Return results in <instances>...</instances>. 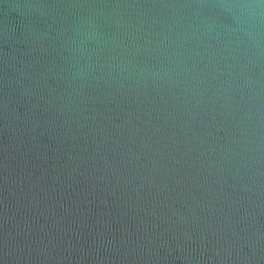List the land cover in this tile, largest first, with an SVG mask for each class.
Masks as SVG:
<instances>
[{
    "label": "water",
    "instance_id": "1",
    "mask_svg": "<svg viewBox=\"0 0 264 264\" xmlns=\"http://www.w3.org/2000/svg\"><path fill=\"white\" fill-rule=\"evenodd\" d=\"M0 264H264V0H0Z\"/></svg>",
    "mask_w": 264,
    "mask_h": 264
}]
</instances>
